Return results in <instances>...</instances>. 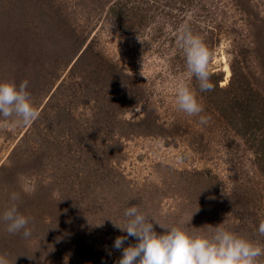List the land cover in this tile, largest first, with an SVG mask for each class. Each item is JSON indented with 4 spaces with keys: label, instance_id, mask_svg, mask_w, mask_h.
I'll use <instances>...</instances> for the list:
<instances>
[{
    "label": "rangeland",
    "instance_id": "rangeland-1",
    "mask_svg": "<svg viewBox=\"0 0 264 264\" xmlns=\"http://www.w3.org/2000/svg\"><path fill=\"white\" fill-rule=\"evenodd\" d=\"M137 9L145 25H131ZM184 23L213 54L212 83L227 89L238 62L264 98V0H0V81L28 80L40 113L0 127V215L18 192L32 230L10 234L0 220L8 264H117L127 233L115 224L132 205L158 234L155 222L205 234L222 223L264 245L262 136L238 133L212 105L224 97L188 76ZM181 79L207 124L178 110Z\"/></svg>",
    "mask_w": 264,
    "mask_h": 264
},
{
    "label": "clouds",
    "instance_id": "clouds-1",
    "mask_svg": "<svg viewBox=\"0 0 264 264\" xmlns=\"http://www.w3.org/2000/svg\"><path fill=\"white\" fill-rule=\"evenodd\" d=\"M177 41L185 56L188 76L195 77L200 92L212 91L210 65L213 54L203 37L184 23L177 30ZM28 86L26 79L18 85L15 81H0V127L27 126L39 117ZM175 103L178 110L188 116H199L202 125L211 119L209 115H201L204 106L197 99L196 91L183 79L176 83ZM19 199L18 192L10 193V203L0 220L5 223L8 233H21L28 238L32 230L29 218L19 211L16 203ZM124 218L123 227L114 223L127 233L118 236L113 244L114 249L122 252L117 264H264V260L259 259L264 257V245L226 229L222 223L205 234L190 231L187 224L165 226L155 222L165 230L158 234L154 220L135 205L125 208ZM258 232L264 236V221L260 222ZM128 237L135 238L136 243L125 247ZM0 264H8L3 255H0Z\"/></svg>",
    "mask_w": 264,
    "mask_h": 264
},
{
    "label": "trees",
    "instance_id": "trees-1",
    "mask_svg": "<svg viewBox=\"0 0 264 264\" xmlns=\"http://www.w3.org/2000/svg\"><path fill=\"white\" fill-rule=\"evenodd\" d=\"M139 10H134L130 14V17L137 18V20L131 22V25H135L138 21L139 24L145 25V18L138 16L140 15ZM111 13L121 22L129 17L128 14L118 8L115 9V7L111 8ZM231 70L232 78L227 89L219 88V78L213 82L214 89L209 92L214 94V91H216L218 92L217 94H221L224 98L221 101L212 99V105L220 108L227 122L236 124L235 129L238 133L240 132L243 136L254 138L262 136L264 145V98L250 83V79L248 80L243 69L238 66V62L237 65H232ZM228 71L231 73L230 70ZM211 97H213L212 93ZM236 112L239 114L235 119L234 115ZM257 165L264 174V152L258 156Z\"/></svg>",
    "mask_w": 264,
    "mask_h": 264
}]
</instances>
